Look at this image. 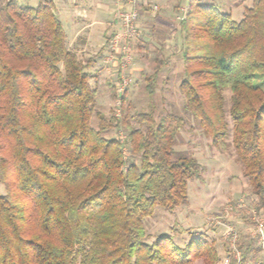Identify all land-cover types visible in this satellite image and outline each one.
I'll return each mask as SVG.
<instances>
[{
    "label": "trees",
    "instance_id": "1",
    "mask_svg": "<svg viewBox=\"0 0 264 264\" xmlns=\"http://www.w3.org/2000/svg\"><path fill=\"white\" fill-rule=\"evenodd\" d=\"M20 1L0 5V264H216L215 246L195 235L184 247L169 234L146 242L144 219L186 205L200 173L173 148L185 117H130L124 92L119 115L96 112L92 126L93 61L68 48L51 2ZM179 30L184 112L213 145L230 140L264 213V0L239 21L190 0ZM162 64L147 77L149 95ZM119 124L126 134L107 137Z\"/></svg>",
    "mask_w": 264,
    "mask_h": 264
},
{
    "label": "rangeland",
    "instance_id": "2",
    "mask_svg": "<svg viewBox=\"0 0 264 264\" xmlns=\"http://www.w3.org/2000/svg\"><path fill=\"white\" fill-rule=\"evenodd\" d=\"M5 1L7 0H0V5ZM20 3L23 6H36L37 0H21ZM113 17L111 15V18ZM232 18L236 21L241 19L240 8L233 11ZM116 20L118 30L120 25L118 19ZM176 22L180 21L177 19ZM63 26L67 38L71 34V29L66 21L63 22ZM96 27L95 35L99 36L97 35L94 41L97 42V48L99 43L104 41L102 49L105 50L109 34L104 39L101 36L104 26ZM107 33L108 31L105 30V35ZM140 40L139 42L137 37L133 41L134 55L129 67L131 80L125 91L127 100L124 107L130 117L139 112H152L156 123L169 113L184 116L185 124L179 130L173 148L194 157L200 169L199 176L188 182L186 205L175 211L157 206L154 214L144 219L146 242L151 243L160 235L169 234L173 236L177 245L184 247L195 235L215 246L218 254L216 264L264 262V249L258 229L259 223H263L264 226V213L256 206L255 196L243 176L244 168L237 159L230 140L228 139L225 147L213 145L212 139L204 133L199 121L184 112V97L179 90V84L184 78V70L176 41H173L169 53L162 54L157 46H155L156 50L151 49L150 43H147L145 49L144 46H140L139 50L138 43L144 42L142 36ZM180 41L179 39L177 42ZM78 57L83 62L88 59L93 61L87 71L92 75L91 86L97 89L95 110L91 119V125L97 127L99 119L95 113H102L108 120L117 113L121 102H118L115 87L111 86V79L103 75L100 63L102 54L80 52ZM159 60L163 62V66L154 82V92L149 95L146 89L147 77L154 71V65ZM224 94L228 106L230 93L226 90ZM131 124L142 130L148 125L146 122L138 124L134 121H131ZM105 133L107 137H123L126 131L124 125L119 124ZM125 155L127 160L139 163V157L135 156L131 159L128 150ZM0 193H4L3 185H0ZM228 231L232 234L228 235ZM233 232L236 234L234 242H232ZM233 243L234 248L231 246ZM205 259L206 257H199L191 264H206Z\"/></svg>",
    "mask_w": 264,
    "mask_h": 264
},
{
    "label": "crops",
    "instance_id": "3",
    "mask_svg": "<svg viewBox=\"0 0 264 264\" xmlns=\"http://www.w3.org/2000/svg\"><path fill=\"white\" fill-rule=\"evenodd\" d=\"M40 1L51 2L53 10L61 21L62 26L64 21L69 25L71 34L66 38L69 49L75 51L77 54L80 52H100L103 58L107 54V47L105 50L102 49L104 45V41H102L97 48V42L94 41L99 36L98 34V36L95 35L96 26L103 25L104 28L101 36L105 39V36L107 37L109 34L108 38H110V35L117 30L116 19L119 22L118 13L122 10L131 9H134L138 13L137 27L140 32L138 36L139 42L141 41V36L142 41H144L138 43L137 48L139 50L140 46H144L145 49L148 45L147 43H150L151 45L149 44V46L151 49L156 50L155 46H157L161 49L162 54H167L171 51V46L175 40L181 52L182 37L179 30V23L176 20L180 9L183 7L188 8L190 2V0H133L132 2L128 0H37V4ZM253 1L198 0L199 3L213 5L216 9L229 13L231 17L233 11L240 8L241 19L244 9L250 7ZM111 15L114 17L111 18ZM61 16L65 19H62ZM174 23H177L178 26ZM105 30L108 31L106 35ZM179 39L181 40L180 43L177 42ZM98 40H100V37ZM103 58L100 62L103 68V75H107L113 85L114 78L107 74L104 68Z\"/></svg>",
    "mask_w": 264,
    "mask_h": 264
},
{
    "label": "built area",
    "instance_id": "4",
    "mask_svg": "<svg viewBox=\"0 0 264 264\" xmlns=\"http://www.w3.org/2000/svg\"><path fill=\"white\" fill-rule=\"evenodd\" d=\"M133 1V0H128ZM187 12V7L180 9L177 16L179 21L183 20ZM120 28L112 33L107 44V54L103 58L104 68L107 74L111 75L113 86L116 90L118 102L126 89L130 85V65L133 60V41L139 36V29L137 27L138 13L134 10H122L118 13ZM119 109L116 115H119ZM259 234L261 236L262 247L264 249V226L263 223L258 224ZM232 234L228 231V235ZM236 239V234L233 232L232 242ZM234 248V243L231 244ZM237 260L238 257H237ZM227 264V263H225ZM239 264V263H237Z\"/></svg>",
    "mask_w": 264,
    "mask_h": 264
}]
</instances>
